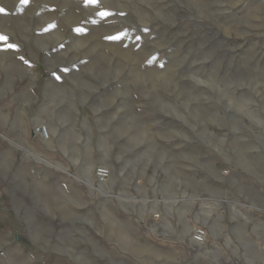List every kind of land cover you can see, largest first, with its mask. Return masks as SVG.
Wrapping results in <instances>:
<instances>
[{
  "label": "rangeland",
  "instance_id": "1",
  "mask_svg": "<svg viewBox=\"0 0 264 264\" xmlns=\"http://www.w3.org/2000/svg\"><path fill=\"white\" fill-rule=\"evenodd\" d=\"M0 8V264H264V0Z\"/></svg>",
  "mask_w": 264,
  "mask_h": 264
},
{
  "label": "built area",
  "instance_id": "2",
  "mask_svg": "<svg viewBox=\"0 0 264 264\" xmlns=\"http://www.w3.org/2000/svg\"><path fill=\"white\" fill-rule=\"evenodd\" d=\"M41 131L46 132L45 128L42 127ZM95 177L98 182H105L109 177V170L105 167H98L95 170ZM206 231L203 228H196L192 232V236L195 241L201 242L204 240Z\"/></svg>",
  "mask_w": 264,
  "mask_h": 264
},
{
  "label": "bare ground",
  "instance_id": "3",
  "mask_svg": "<svg viewBox=\"0 0 264 264\" xmlns=\"http://www.w3.org/2000/svg\"><path fill=\"white\" fill-rule=\"evenodd\" d=\"M43 126H44V128L46 130V132H45L46 135H45V133L43 131H41V126H39V128H38L39 130L37 129L38 131H36V129H34L33 132H32V135L33 136L37 135L38 137L42 138L44 141H48L49 136L53 135V133L56 131V128L53 127L52 125H50L49 123H45ZM109 169H110V171H112L110 166H109L108 170ZM110 171H109V174H110ZM89 179H92V174L91 175L89 174ZM98 187H99V189H101L100 191H102V193H107L104 190V189H108V185L106 183L99 182V186ZM191 244H198V243H196L194 241H191Z\"/></svg>",
  "mask_w": 264,
  "mask_h": 264
},
{
  "label": "snow or ice",
  "instance_id": "4",
  "mask_svg": "<svg viewBox=\"0 0 264 264\" xmlns=\"http://www.w3.org/2000/svg\"><path fill=\"white\" fill-rule=\"evenodd\" d=\"M29 2V0H21V3H23V4H27ZM90 2L91 3H96L97 2V0H90ZM0 12H5L6 13V10L5 9H3V8H0ZM108 13H106V12H102L101 13V15L103 16V15H107ZM49 27H54V25H50ZM45 30H47V29H45ZM77 31H79V29H77ZM0 40H7V37L6 36H3V35H0ZM7 47H10V48H15V47H17L16 45H7ZM21 59H23V58H21ZM26 63H27V61H25Z\"/></svg>",
  "mask_w": 264,
  "mask_h": 264
},
{
  "label": "crops",
  "instance_id": "5",
  "mask_svg": "<svg viewBox=\"0 0 264 264\" xmlns=\"http://www.w3.org/2000/svg\"><path fill=\"white\" fill-rule=\"evenodd\" d=\"M1 234H3V233H1ZM16 241H18V240H16ZM17 245H21V242H20V241H18V242H17Z\"/></svg>",
  "mask_w": 264,
  "mask_h": 264
}]
</instances>
